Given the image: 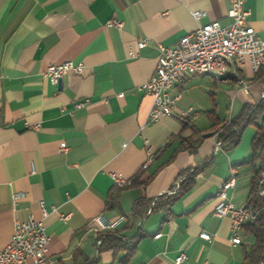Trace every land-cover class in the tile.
Here are the masks:
<instances>
[{"label": "crops", "instance_id": "crops-1", "mask_svg": "<svg viewBox=\"0 0 264 264\" xmlns=\"http://www.w3.org/2000/svg\"><path fill=\"white\" fill-rule=\"evenodd\" d=\"M229 6V0H0V250L15 220L42 218V202L55 264H175L180 252L183 264H242L252 238L241 230V243L231 244L230 220L213 209L231 169V202L248 201L252 170L235 164L249 156L255 130L247 126L236 147L225 150L220 143L214 152L221 130L214 125L259 101L264 69L253 74L245 62L232 65L226 81L185 78L168 90L176 97L174 115L153 125L145 124L152 98L136 90L154 72L158 43L173 45L210 21L228 23ZM244 7L264 40V0H245ZM191 11L204 14L195 19ZM111 19L122 27L107 26ZM142 38L148 44L138 48ZM67 60L81 63L82 73L68 72L58 87L44 73L49 63ZM84 99V107L73 108ZM188 108L194 114L181 119ZM147 148L153 161L142 168ZM192 171V188L177 197L176 185ZM110 173L127 183L115 185ZM137 173L143 184L131 185ZM13 192L24 194L14 207ZM141 199L149 208L134 219ZM97 214L125 215L112 233L134 244L126 262V250H98L106 233L91 223Z\"/></svg>", "mask_w": 264, "mask_h": 264}, {"label": "built area", "instance_id": "built-area-1", "mask_svg": "<svg viewBox=\"0 0 264 264\" xmlns=\"http://www.w3.org/2000/svg\"><path fill=\"white\" fill-rule=\"evenodd\" d=\"M245 0H229L230 6L227 11L228 23L221 24L219 21H210L199 25L194 31L183 36L173 45H162L158 43V55L153 74L144 83L136 87L137 91L152 98L151 106L147 113L145 124L153 125L162 117L174 115L176 97H170L168 90L185 78L195 75H208L215 81H226L229 69L232 65H243L248 62L251 72L259 73L260 67L264 66V40L256 36L253 28L248 24L249 11L244 7ZM204 13L202 11H191V15L198 19ZM107 26L121 28L122 22L111 19ZM148 44V39L142 38L136 41L138 48ZM129 56H135L130 50ZM68 72L82 73V64L70 60L60 63H49L45 70V76L52 84H57ZM233 76L237 77L235 73ZM238 78V77H237ZM242 90L247 91L248 86L238 78ZM119 97L123 93H118ZM264 97V91L261 93ZM87 99L77 101L73 104L74 109L85 106ZM194 114L193 109L188 108L179 113L181 119H187ZM144 125L141 126V128ZM126 143L122 144L125 147ZM220 142L214 148L219 149ZM153 161V152L147 148L146 159L142 168H146ZM34 172V169H32ZM115 185L122 186L127 181L116 173H110ZM236 171L231 169L229 177L223 181L217 190V202L213 212L217 217H226L231 223V244L241 243L240 231L242 227L255 221L258 211L252 205L245 203L237 207L228 196V192L234 188ZM261 184V181L260 183ZM178 189V185L176 188ZM174 189V190H175ZM264 208V189L260 191ZM24 197L22 192L11 194V203L14 207ZM42 218L35 220L29 217L26 221L15 220L13 233L7 245L0 250V264H55L48 254L49 236L45 232L43 219L48 212L40 203ZM125 215L107 217L97 214L91 219L94 229L101 233L115 232L125 222ZM161 235V234H160ZM160 235H155L157 238ZM199 237L210 241L211 236L205 231L199 233ZM186 255L180 252L174 259L175 264H183Z\"/></svg>", "mask_w": 264, "mask_h": 264}, {"label": "trees", "instance_id": "trees-1", "mask_svg": "<svg viewBox=\"0 0 264 264\" xmlns=\"http://www.w3.org/2000/svg\"><path fill=\"white\" fill-rule=\"evenodd\" d=\"M208 115L214 120L211 112ZM214 126V128L220 126L219 128L221 130L218 133V141H220L222 148L225 150H230L239 144L242 132L247 126H252L255 130L250 142L249 156L240 163L235 164V166L240 167L242 165H248L252 170L250 190L246 203L252 205V207L258 211L255 221L247 223L242 227L243 235L252 238V243L244 252L242 264H264V208L263 200L259 194L260 191L264 189V97H261L255 104H244L239 113L232 117L227 123L219 125L215 123ZM196 132L198 135L200 134L199 131ZM181 143L187 150L191 149V152H195V147L189 142ZM182 174H184V172L180 173L179 176ZM194 175V171L188 173L179 183L176 193L177 197L185 194L192 188L194 184ZM139 176L140 173H137L133 177L131 185L139 183ZM260 181L261 184H258ZM139 184H143V182ZM148 208L149 204L146 201L142 199L136 201L132 211L133 218H142L146 214ZM154 208L155 207H152L151 211ZM98 250H112L114 253L119 250H126V255L122 259L124 263L133 252L134 244L109 232L102 236V241ZM86 264H96V260Z\"/></svg>", "mask_w": 264, "mask_h": 264}, {"label": "water", "instance_id": "water-1", "mask_svg": "<svg viewBox=\"0 0 264 264\" xmlns=\"http://www.w3.org/2000/svg\"><path fill=\"white\" fill-rule=\"evenodd\" d=\"M57 86H58V87L61 86V79L58 80V82H57ZM204 136H205V137L210 136V133H207V134H205Z\"/></svg>", "mask_w": 264, "mask_h": 264}, {"label": "bare ground", "instance_id": "bare-ground-1", "mask_svg": "<svg viewBox=\"0 0 264 264\" xmlns=\"http://www.w3.org/2000/svg\"><path fill=\"white\" fill-rule=\"evenodd\" d=\"M264 69V66L260 67V70Z\"/></svg>", "mask_w": 264, "mask_h": 264}, {"label": "rangeland", "instance_id": "rangeland-1", "mask_svg": "<svg viewBox=\"0 0 264 264\" xmlns=\"http://www.w3.org/2000/svg\"><path fill=\"white\" fill-rule=\"evenodd\" d=\"M240 206H242V204L241 205H238L237 207H240ZM249 241H251V240H249Z\"/></svg>", "mask_w": 264, "mask_h": 264}]
</instances>
